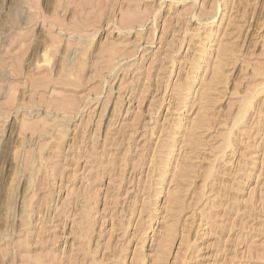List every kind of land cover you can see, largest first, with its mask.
<instances>
[{
	"label": "rangeland",
	"instance_id": "374dc122",
	"mask_svg": "<svg viewBox=\"0 0 264 264\" xmlns=\"http://www.w3.org/2000/svg\"><path fill=\"white\" fill-rule=\"evenodd\" d=\"M0 264H264V0H0Z\"/></svg>",
	"mask_w": 264,
	"mask_h": 264
},
{
	"label": "bare ground",
	"instance_id": "6f19581e",
	"mask_svg": "<svg viewBox=\"0 0 264 264\" xmlns=\"http://www.w3.org/2000/svg\"><path fill=\"white\" fill-rule=\"evenodd\" d=\"M45 52H47V51H45ZM45 59H46V58H45ZM45 59H44V60H45ZM42 60H43V59H42ZM46 60H47V59H46Z\"/></svg>",
	"mask_w": 264,
	"mask_h": 264
}]
</instances>
